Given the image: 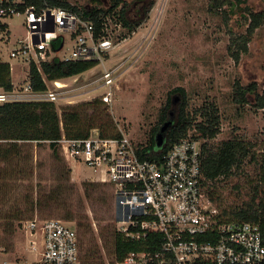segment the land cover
I'll use <instances>...</instances> for the list:
<instances>
[{"label":"rangeland","instance_id":"374dc122","mask_svg":"<svg viewBox=\"0 0 264 264\" xmlns=\"http://www.w3.org/2000/svg\"><path fill=\"white\" fill-rule=\"evenodd\" d=\"M70 1L79 6L94 3ZM101 1L102 6H109L110 0ZM127 1L131 5L130 18H141L146 1ZM214 4L215 0H157L148 17L131 33L116 22H109L114 45L106 64L117 67L110 117L115 124L128 125L135 142L149 139L170 90L181 86L186 89L192 108L205 100L217 103L222 116L217 141L242 137L257 144L256 154L264 153V109L250 103L240 107L233 100L236 81L244 85L256 82L263 87L264 27L254 32L248 51L241 53L238 61L232 55L236 48L234 38L247 32L249 11L262 9L264 0H229L222 8L215 7L216 11ZM23 21V16L14 15L6 19L7 31L0 32V60L12 64V80L20 92L28 82L29 63L11 57L10 52L20 46L18 39L27 34ZM63 34L66 42L59 56L71 53L74 44L69 32ZM100 69L97 64L79 74L76 83L75 77L64 79L73 88L91 83L87 94H79L85 87L69 91L74 94L72 104L99 95L105 89H95L101 82ZM49 86L53 88L50 82ZM250 98L254 100L253 95ZM178 101L179 98L176 104ZM56 104L61 111L67 103L64 100ZM0 144V263L21 259L36 264L41 257V243L38 240V248L32 249L23 224L38 216L76 225L83 255L89 249H100L92 264H117L111 242L113 231L118 230L119 210L115 187L100 178L103 173L83 163L70 162L62 155L63 159L58 160L48 143L20 142L18 148H10L5 155L9 144ZM64 164L72 169L70 180L65 179ZM259 172V165L247 161L230 178L211 184L222 194L217 206L229 208L251 200L257 185L264 189ZM38 198L43 205H35ZM67 212L73 213V221L65 219Z\"/></svg>","mask_w":264,"mask_h":264},{"label":"built area","instance_id":"2783aa9c","mask_svg":"<svg viewBox=\"0 0 264 264\" xmlns=\"http://www.w3.org/2000/svg\"><path fill=\"white\" fill-rule=\"evenodd\" d=\"M14 15L24 17L27 34L18 39L20 46L11 50V57L22 58L29 65L31 60L39 65L56 56L66 61L96 60L101 65V82L95 89H105L90 99L99 97L108 105L112 103L117 67L106 64L114 45L110 24H104L107 35L96 38L92 22L65 8L39 9L28 5L27 0H0V21L6 22ZM64 32L70 33L74 44L71 53L59 56L66 42ZM59 37L62 43L55 50L53 41ZM78 77L70 78L76 83ZM27 81L22 92L15 86L11 91L0 87V104L40 100L55 103L65 100L72 104L74 94L69 91L85 87L79 94H87L91 84L86 82L73 88L64 79L44 77L47 90L35 91L29 78ZM116 130L118 136H103L94 128L87 137L63 135L57 141L65 159L100 171L103 173L100 178L113 184L119 232L134 240L143 239L151 231L163 237L160 250L132 251L117 264H264L260 223L230 218L208 196L209 184L201 161L206 138L189 130L161 158H150L147 143L135 142L128 125L116 123ZM23 231L32 249L38 248L40 240L41 257L36 264H82L81 237L76 225L35 216L24 222ZM0 264L34 263L16 259Z\"/></svg>","mask_w":264,"mask_h":264},{"label":"trees","instance_id":"16d2710c","mask_svg":"<svg viewBox=\"0 0 264 264\" xmlns=\"http://www.w3.org/2000/svg\"><path fill=\"white\" fill-rule=\"evenodd\" d=\"M92 1L95 4L89 6H79L70 0H27V4L34 5L39 9L51 6L70 10L82 19L94 24V35L97 38L107 35L103 28L104 24L106 22L110 24V21L120 24L128 29L130 33L133 32L148 17L157 0H142L146 1L143 9L144 14L136 20L129 16L131 5L127 0H110L108 7L102 6L101 0ZM228 2L229 0H215L213 8L214 10L215 7L217 9L222 8ZM247 19L249 20L247 32L233 40V45L236 48L233 50L232 55L237 61L240 59L241 53L248 51V43L254 32L264 27V7L260 10L249 11ZM7 29L8 23L0 21V32H5ZM61 43L62 37L54 40L53 49H59ZM39 65L31 60L29 80L35 91H45L47 85L44 76L48 80L70 78L93 68L97 65V61H66L56 56L51 60L41 61ZM0 87L7 91L14 88L12 68L9 61L0 60ZM174 94L179 97L177 104ZM250 95L254 96L253 101ZM233 100L240 107L250 103L256 108L264 109V81L262 89L256 82L244 85L240 81H236ZM89 109L92 112H89ZM171 118L174 120L173 124L167 130L164 142L158 145L156 136L161 126ZM221 125L222 116L215 101L205 100L199 107L192 108L186 89L181 86L175 87L170 90L165 104L160 108L157 121L149 132L146 148L151 152L147 156L161 158L174 143L185 137L189 130L193 129L197 137H203L207 140L202 146V171L209 184L208 196L216 205L222 201V194L216 186H211V184H215L221 179L230 178L233 174L239 172L247 161L259 165V178L261 184L264 185V153L261 155L256 154L257 144L248 142L242 137L236 136L217 141L216 138L221 133ZM94 128L98 129L103 136L119 135L116 124L110 117L109 105L99 97L82 100V102L74 104H66L61 108V111H59L55 102L45 100L9 101L0 104V143L6 142L9 144V148H5L4 155L11 149L18 148L20 142H36L40 145L48 143L54 156L58 160H62L63 157L60 154L57 140L63 135L74 138L87 137ZM144 156L145 153L142 154V157ZM71 171V167L64 164L66 180H70ZM59 188L60 186H58ZM255 191V196L241 205L237 204L229 208H222L218 205V207L230 218L259 222L264 237V189L257 185ZM260 191L262 195H259ZM54 192L55 190L52 194ZM52 194L49 196L50 200L53 199ZM43 203V200L38 198L35 205L39 206ZM64 217L66 220H74L72 212H67ZM162 241L161 233L156 231L149 232L143 239L134 240L127 238L118 230H114L111 243L115 262L123 261L132 251L147 250L156 252L161 249ZM99 254V248L89 249L84 255L82 253V264H92L93 259H98Z\"/></svg>","mask_w":264,"mask_h":264},{"label":"water","instance_id":"95a60500","mask_svg":"<svg viewBox=\"0 0 264 264\" xmlns=\"http://www.w3.org/2000/svg\"><path fill=\"white\" fill-rule=\"evenodd\" d=\"M179 97L176 98V100H178ZM173 113V112H172ZM173 118L167 120L162 126L160 131L158 132L157 136H156V140L158 145H161L164 142L165 139V134L167 132V130L170 128V126L173 124Z\"/></svg>","mask_w":264,"mask_h":264},{"label":"flooded vegetation","instance_id":"af4514ba","mask_svg":"<svg viewBox=\"0 0 264 264\" xmlns=\"http://www.w3.org/2000/svg\"><path fill=\"white\" fill-rule=\"evenodd\" d=\"M144 6H145V4H143V6H142V8H141V14H143V13H144V11H143V9H144ZM175 100H176V98H175Z\"/></svg>","mask_w":264,"mask_h":264}]
</instances>
